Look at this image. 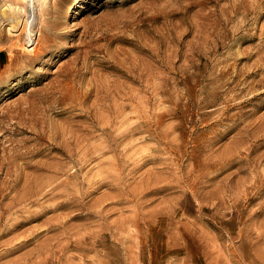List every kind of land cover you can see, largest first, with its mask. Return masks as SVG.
Instances as JSON below:
<instances>
[{
    "label": "rangeland",
    "instance_id": "1",
    "mask_svg": "<svg viewBox=\"0 0 264 264\" xmlns=\"http://www.w3.org/2000/svg\"><path fill=\"white\" fill-rule=\"evenodd\" d=\"M11 2L0 264H264V0Z\"/></svg>",
    "mask_w": 264,
    "mask_h": 264
},
{
    "label": "bare ground",
    "instance_id": "2",
    "mask_svg": "<svg viewBox=\"0 0 264 264\" xmlns=\"http://www.w3.org/2000/svg\"><path fill=\"white\" fill-rule=\"evenodd\" d=\"M32 1V2H31ZM20 2V3H19ZM18 3L20 4L19 6H13V2H11L10 4H8V10L10 9V10H13L14 12V14H4V13H6V12H4L3 14L5 15L4 17H5V20H8L11 24H12V26L15 28V27H19V26H21V24H24V27H26L25 26V23L27 22V20L24 22V19H22V17H21V13L19 14V12H22L23 13V15H27V13H28V11H29V7L31 6V4L30 3H32V5L33 6H35L36 5V7H37V9H38V15H40V16H43L45 13H47V12H49L50 11V0H18ZM80 7H81V3H78L73 9H72V12H71V15L72 16H74V17H77L78 15H79V10H80ZM35 8V7H34ZM7 9V8H6ZM16 14V15H15ZM25 15V16H26ZM4 19V18H3ZM27 19V18H26ZM41 22V21H40ZM28 23H26V25H27ZM23 27V28H24ZM30 30H29V35H31L32 37H30L29 38V36H28V38L30 39V41H29V43L33 40L32 38H33V35H34V33H33V31L31 30V25H30ZM38 33H39V35H38V37H37V39H36V43H38V46H37V48L36 49H38L39 48V44H40V42H41V38H43V35H45L44 33H45V30H44V28H38ZM27 38V39H28ZM18 40V41H17ZM13 42V41H12ZM16 42H18V44L19 45H21V46H23V37L22 36H19L18 37V39H16ZM14 44V43H13ZM33 44V43H32ZM16 45V44H15ZM20 46V47H21ZM35 47H36V45H34ZM34 50V51H37V50ZM9 50L12 52H14L15 51V48L13 47V46H10L9 47ZM40 50V49H39ZM31 53V52H30ZM27 55V54H26ZM37 55V54H36ZM28 56V55H27ZM34 57V56H33ZM31 60V59H30ZM116 95V94H115ZM109 99V98H108ZM114 104V103H113ZM147 106V105H146ZM132 108V107H131ZM135 109V108H134ZM139 109V108H138ZM138 111V110H137ZM121 115V114H120ZM140 118V117H139ZM89 139V138H88ZM93 147V146H92ZM86 151V150H85ZM94 151V150H93ZM92 153V152H91ZM83 154H85V152L83 153ZM92 157V156H91ZM90 158V157H89ZM91 160V159H90ZM58 164V163H57ZM56 165V164H55ZM54 165V166H55ZM59 165V164H58ZM48 167V166H47ZM56 167V166H55ZM58 167V166H57ZM61 167V166H60ZM63 167V166H62ZM61 167V168H62ZM52 169V168H51ZM53 169H54V167H53ZM73 169V168H72ZM50 170V169H49ZM56 170V169H55ZM54 170V171H55ZM53 171V170H52ZM9 172V171H8ZM62 172V171H61ZM58 173V172H57ZM110 174V173H109ZM56 175V174H55ZM71 175V174H70ZM74 176V175H73ZM110 176L111 175H109L108 177H106V178H110ZM33 177V176H32ZM37 177V176H36ZM39 177V176H38ZM96 177V176H95ZM30 178V177H29ZM64 178V177H63ZM72 178H74V177H72ZM98 178V177H97ZM53 179V178H52ZM112 178H110V180H111ZM114 179V178H113ZM119 179V178H118ZM26 180H27V178H26ZM30 180H32V179H30ZM57 180V179H56ZM106 180V179H105ZM18 181V180H17ZM48 181V180H47ZM89 181V180H88ZM28 182H30V181H28ZM35 182V181H34ZM45 182V181H44ZM56 182V181H55ZM91 182V181H90ZM118 182V181H117ZM57 183H59L58 181H57ZM57 183H53L54 185H56ZM14 184V183H13ZM21 184V183H20ZM23 184V183H22ZM35 184V183H34ZM52 184V183H51ZM93 184V183H92ZM28 185V184H27ZM46 185L47 186H49L50 184L48 183H46ZM65 185V184H64ZM26 186V185H25ZM24 186V187H25ZM31 186V185H30ZM53 186V185H52ZM51 186V187H52ZM16 187V186H15ZM18 187V186H17ZM23 187V186H22ZM46 186L44 185V184H39L38 185V187L36 188V190L37 191H43L44 189H46L45 188ZM50 188V187H49ZM53 188H54V186H53ZM55 188H57V187H55ZM116 188V187H115ZM30 189V188H29ZM48 189V188H47ZM52 189V188H51ZM155 189H156V187H155ZM155 189H153V190H155ZM159 189V188H158ZM13 190V189H12ZM18 189L16 188V191H17ZM35 190V191H36ZM48 190H50V189H48ZM55 190V189H54ZM87 190V189H86ZM141 190V189H140ZM22 191H23V189H22ZM52 191L53 190H51L50 192L52 193ZM91 191V190H90ZM94 191V190H93ZM13 192V191H12ZM47 192V191H46ZM89 192V191H88ZM148 192V191H147ZM157 192H159V191H157ZM56 193V192H55ZM57 193H58V191H57ZM60 193H62V192H60ZM39 194V193H38ZM147 194H149V193H147ZM151 194V193H150ZM16 195H17V193H16ZM57 195V194H56ZM59 195V194H58ZM61 195V194H60ZM67 195H69V194H67ZM66 195V196H67ZM19 196V195H18ZM30 196H31V193H30ZM54 196V195H53ZM63 196V195H62ZM145 196V195H144ZM41 197V196H40ZM73 197V196H72ZM12 198V197H11ZM29 198V197H28ZM36 198V197H35ZM47 198V197H46ZM50 198H51V196H50ZM53 198V197H52ZM74 198H76L75 196H74ZM37 199V198H36ZM71 199V198H70ZM69 199V200H70ZM73 199V198H72ZM119 199V198H118ZM1 200V199H0ZM29 200V199H28ZM33 200H35V199H33ZM38 200V199H37ZM37 200H35V201H37ZM61 200V199H60ZM63 200V199H62ZM68 200V199H67ZM17 201V200H16ZM24 201V200H23ZM73 201V200H72ZM49 202V201H48ZM55 202V201H54ZM66 202V201H65ZM105 202V201H104ZM117 202V201H116ZM121 202V201H120ZM5 203V202H4ZM22 203V202H21ZM23 203H25V201L23 202ZM53 203V202H52ZM59 203V202H58ZM57 203V204H58ZM56 203H54V205H55ZM57 204L55 205V206H57ZM60 204V203H59ZM63 204V203H62ZM24 205V204H23ZM26 205H28V203H26ZM102 205H103V203H102ZM101 205V206H102ZM2 206V205H1ZM25 206V205H24ZM29 206V205H28ZM40 206V205H39ZM42 206V205H41ZM48 206V205H47ZM52 206V205H51ZM50 206V207H51ZM6 207H8V206H6ZM10 207H11V205H10ZM20 207V206H19ZM27 207V206H26ZM49 207V208H50ZM4 208V207H3ZM2 208V209H3ZM25 208V207H24ZM43 208V207H42ZM52 208V207H51ZM104 208V207H103ZM23 209V208H22ZM30 209V208H29ZM29 209H27V210H29ZM46 209V208H45ZM44 210V209H43ZM48 210V209H47ZM51 210V209H50ZM103 210V209H102ZM8 211V210H7ZM23 211V210H22ZM21 211V212H22ZM30 211V210H29ZM29 211H27V212H29ZM34 211V210H33ZM32 211V212H33ZM39 212H40V210H38ZM41 211H42V209H41ZM20 212V211H19ZM24 212V211H23ZM35 212V211H34ZM46 212V211H45ZM100 212V211H99ZM4 213V212H3ZM25 214V213H24ZM34 214V213H33ZM37 214H38V212H37ZM36 215V214H35ZM41 215V214H40ZM1 216V215H0ZM15 216V215H14ZM42 216V215H41ZM40 216V217H41ZM72 217V216H71ZM18 218V217H17ZM37 218V217H36ZM80 218V217H79ZM82 218V217H81ZM21 219V218H20ZM40 219V218H39ZM4 221V220H3ZM13 221V220H12ZM11 221V222H12ZM10 223V222H9ZM16 223H18V222H16ZM54 223V222H53ZM11 224V223H10ZM17 225V224H16ZM15 225V226H16ZM124 225V224H123ZM13 226H14V224H13ZM21 227V226H20ZM14 228H16V227H14ZM46 228V227H45ZM48 228H50V227H48ZM47 228V229H48ZM7 229V228H6ZM12 229H13V227H12ZM52 229H53V227H52ZM18 230V229H17ZM27 231V230H26ZM7 232V231H6ZM22 232V231H21ZM39 232V231H38ZM85 233V232H84ZM107 233V232H106ZM21 234V233H20ZM9 235H10V233H9ZM25 235V234H24ZM27 235V234H26ZM25 235V236H26ZM31 235V234H30ZM35 235V234H34ZM18 236V235H17ZM75 236V235H74ZM22 237V236H21ZM13 238V237H12ZM27 238V237H26ZM25 238V239H26ZM18 239V238H17ZM20 239V238H19ZM76 239V238H75ZM86 240V239H85ZM8 242H9V240H7ZM10 241H11V239H10ZM26 241V240H25ZM24 241V242H25ZM78 241V240H77ZM7 242V243H8ZM12 242V241H11ZM21 242V241H20ZM6 243V242H5ZM6 243V244H7ZM23 243V242H22ZM78 243V242H77ZM2 244H4V243H2ZM9 244V243H8ZM20 245H21V243H20ZM27 245V244H26ZM13 246V245H12ZM17 246H19V245H17ZM24 246V245H23ZM45 246V245H44ZM47 246V245H46ZM9 247V246H8ZM15 247V246H14ZM11 248V247H10ZM43 248V247H42ZM41 248V249H42ZM9 249V248H8ZM68 249V248H67ZM82 249V248H81ZM11 250H13V249H11ZM54 250V249H53ZM8 252H10V251H8ZM66 252V251H65ZM2 254V253H1ZM0 254V255H1ZM10 256V255H9ZM46 256V255H45ZM55 257V256H54ZM36 261V260H35ZM11 262V261H10ZM12 263H14V262H12ZM91 264V263H90Z\"/></svg>",
    "mask_w": 264,
    "mask_h": 264
}]
</instances>
